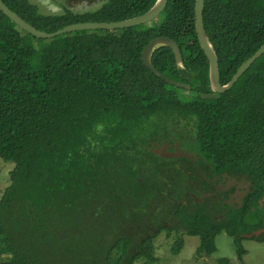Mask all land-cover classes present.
I'll list each match as a JSON object with an SVG mask.
<instances>
[{
	"label": "trees",
	"instance_id": "obj_1",
	"mask_svg": "<svg viewBox=\"0 0 264 264\" xmlns=\"http://www.w3.org/2000/svg\"><path fill=\"white\" fill-rule=\"evenodd\" d=\"M2 1L47 33L130 19L156 2L105 0L95 11L44 15L29 0ZM195 1L169 0L145 25L51 39L32 36L0 11V157L14 163L0 199V264H133L151 256L143 244L156 236L153 228L198 236L197 257L207 258L226 233L243 259L240 234L264 227V54L229 91L215 93L195 32ZM204 4L226 84L264 44V0ZM23 33L41 42L31 45ZM158 36L178 43L183 63L160 47L153 66L189 89L143 64V49ZM175 118L193 131L200 171L147 148L146 139ZM211 173L248 175L252 187L240 208L193 200Z\"/></svg>",
	"mask_w": 264,
	"mask_h": 264
},
{
	"label": "water",
	"instance_id": "obj_2",
	"mask_svg": "<svg viewBox=\"0 0 264 264\" xmlns=\"http://www.w3.org/2000/svg\"><path fill=\"white\" fill-rule=\"evenodd\" d=\"M100 0H67L66 6L73 11H86L94 3ZM169 0H156L155 4L145 13L130 18L122 20L119 22H83L75 23L65 26L52 33H47L36 29L34 26L22 19L18 14L12 11L2 0H0V11L7 16L13 23H15L20 29L31 34L32 36L39 39H51L56 36L84 30H109L114 31L116 29L131 28L136 26H141L148 24L156 19L162 14L166 8ZM71 3V4H70ZM204 0L195 1V32L201 49L203 50L208 62H209V81L210 87L215 93H225L229 91L233 85L238 81V79L250 68V66L264 54V44L251 56L249 57L241 66L237 69L235 74L232 76L229 82L226 84L221 83L220 78V68L219 59L216 51L210 42L204 27L203 22V11H204ZM160 47H168L173 52L176 64L182 67L183 56L178 43L169 37L158 36L149 41L142 52V62L146 68L152 71L158 78L165 81L169 85L178 87L181 89H189L190 85L182 82L175 81L164 74L160 73L152 64V56L156 49ZM177 156V155H176ZM264 235V227L254 230L251 233L242 234L244 238H259Z\"/></svg>",
	"mask_w": 264,
	"mask_h": 264
},
{
	"label": "flooded vegetation",
	"instance_id": "obj_3",
	"mask_svg": "<svg viewBox=\"0 0 264 264\" xmlns=\"http://www.w3.org/2000/svg\"><path fill=\"white\" fill-rule=\"evenodd\" d=\"M38 1L41 3L34 4L30 1L29 2L36 5L38 8H41L42 11L50 13V15L57 13L62 14L66 10H70L65 4L67 0ZM104 1L105 0H100L98 3L101 4ZM167 124L169 126L168 130L160 128L154 133V135L152 134V137L146 139L148 142V150L155 157L161 159H187L188 161L193 162L196 165L198 171H200V159L195 151V148L193 147V131L187 125V120L175 118ZM203 176L207 182L206 191L201 193L200 196L190 194L196 203L202 202L208 198L212 203L220 205L223 207V209H236L242 206L245 198L251 191L252 182L247 174L239 175L235 173H211L209 178H207L205 175ZM215 218H217V216ZM165 226H168V224H165ZM157 231L158 228L152 229V233L156 236L159 234ZM241 235L242 234H240V236ZM261 236L264 238V235Z\"/></svg>",
	"mask_w": 264,
	"mask_h": 264
},
{
	"label": "rangeland",
	"instance_id": "obj_4",
	"mask_svg": "<svg viewBox=\"0 0 264 264\" xmlns=\"http://www.w3.org/2000/svg\"><path fill=\"white\" fill-rule=\"evenodd\" d=\"M29 1L34 4L41 3L38 0ZM103 3L100 4L96 2L86 9V11H95L99 9ZM38 9L40 13L50 15V13L42 11L41 8ZM23 34L27 36V42L31 45L37 47L41 42L40 40L30 38L25 33ZM186 84L190 85V83ZM173 90L175 91V89ZM186 93L190 94V97L196 96L194 91L185 92V94ZM13 167L14 163L6 161L0 157V199L5 188L9 185L10 171ZM179 236H182L183 239V245L181 248L177 247ZM199 242L200 240L198 236L182 235L181 231H171L169 233H167V231H162L157 236L147 239L143 244L147 251L150 252L151 256H142L133 264H219L218 259L221 258H227L230 264H264V240L244 238L241 242V247L246 250L243 259H239L238 257V248L234 244V239L225 233L216 237L217 251L211 257H197V247L199 246Z\"/></svg>",
	"mask_w": 264,
	"mask_h": 264
}]
</instances>
